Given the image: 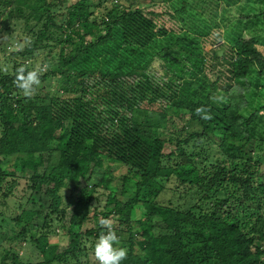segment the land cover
Listing matches in <instances>:
<instances>
[{
	"label": "trees",
	"instance_id": "16d2710c",
	"mask_svg": "<svg viewBox=\"0 0 264 264\" xmlns=\"http://www.w3.org/2000/svg\"><path fill=\"white\" fill-rule=\"evenodd\" d=\"M108 1L0 0V195L14 194L17 171L31 190L15 217L0 212L21 228L2 236L0 264H91L106 231L91 208L100 188L121 264H264V0ZM152 46L174 52L171 78L145 70ZM40 56L29 100L14 76ZM55 136L62 146L45 155ZM172 176L188 192L161 203ZM72 184L75 202L63 204ZM55 220L64 249L50 242ZM19 244L42 260L23 259Z\"/></svg>",
	"mask_w": 264,
	"mask_h": 264
},
{
	"label": "rangeland",
	"instance_id": "374dc122",
	"mask_svg": "<svg viewBox=\"0 0 264 264\" xmlns=\"http://www.w3.org/2000/svg\"><path fill=\"white\" fill-rule=\"evenodd\" d=\"M93 1L96 2L97 0H93ZM154 2H160V0H139L138 4L142 7H144V6L150 5L151 3H154ZM114 3H116V0H109L107 2V5H112ZM95 13H96V15H98V14L100 15L102 13V7H96ZM3 25H4V21H3L2 17L0 16V26L3 27ZM209 38H211V37H209ZM208 39H206V41H205L206 47L208 45V42H207ZM202 40H204L203 37H201V41ZM215 46H217V45H215ZM261 47L264 50V46H261ZM150 49L154 52V56L155 55H157V56H156V59L154 58L153 61L151 62L152 67L148 66V67H146L145 70L150 71L153 74H157L160 76L171 78L172 71L169 69V66L173 65V63H170L169 60H171V57H173L175 55L174 52H172L168 49L161 50L159 46H152V47H150ZM165 53L170 54L171 57H169V56L165 57ZM0 55H1V58L3 59L4 54L2 53L1 48H0ZM42 59L43 58L40 56L34 62V65H36L37 68L40 67V62ZM153 66H155V68ZM118 69L119 70H117V71H130L131 67L129 65H126L122 69H120V68H118ZM48 83H51V80L48 81ZM250 86L248 87V89H245V90H248V92L246 93V95H248L247 99L249 101H252V100L254 101L255 97L252 94L253 88H251L254 86H251V87ZM48 90H49L50 94H53L54 89L51 88V86L48 87ZM245 92L246 91H244V93ZM262 100L264 102V98ZM247 103L251 104L253 102H247ZM168 112L171 114H174L175 116H178V117H181L183 115V121H182L183 123L186 121L185 119H187L189 117V114H187V113L183 114L182 112L180 113V111L175 109V108H170L168 110ZM160 133L165 135L166 130L161 127ZM50 143L54 146L52 148L54 150L51 152H48V151L45 152V155L57 153L55 151L56 148H60L63 144V143H61L60 138H58V136H55L54 138H52ZM259 143H260L259 140H256V144L258 145ZM172 148H174V146H172L169 143V144H167L165 150L167 152H169ZM44 164L47 165L45 161H44ZM9 169L14 170V166L11 165L9 167ZM28 171H30V170H28ZM263 172H264V166H263ZM16 176L18 178L19 183H18V187L15 190L14 194L11 195L10 197H8L7 199H4V197L0 195V202H2L3 200H6V204L3 206H0V212H3V214L6 217H15L17 213L22 211L21 210L23 208L22 203H26V200H27L29 194L31 193V190L28 187L29 181L27 179L30 176V173H22L20 171H17ZM74 190H75V186H73V184L62 189L61 194L63 197V204L75 202L76 193ZM187 192H188V187L185 185H182L176 176H172L170 178V180L167 182L166 187L163 190V192L159 195L158 201L161 203H167L168 201L182 202L183 197L185 196L184 194H186ZM196 193H197V191H192L191 193L187 194V201L189 199H191L192 197L196 196ZM179 195H184V196L181 198V197H179ZM197 196H199V194ZM93 198L94 199H93V204L91 205V208H98V211L100 212L98 217L102 218L103 213H101V212H104L106 210L105 204L107 201V193L103 188H100L99 190H97V192L94 193ZM3 214L0 213V217L3 216ZM111 220L113 221V223H115L114 227H116L117 222H115V220L112 217H111ZM0 223H1L0 239L2 238L4 233H6L8 236H12L16 231L21 230L20 226L16 225L12 219H7L5 221L0 220ZM92 225H93V221L91 220L85 224V228L90 227ZM47 228H48V230L50 229V227H47ZM52 229H54V233L52 232V234H50L51 235L50 242L57 243L60 249H64L69 243V237L66 235V232L61 227V222L58 220H55L54 223H52ZM3 245L5 247H7L9 245V238L6 237V238L0 240V248ZM28 248H30V247L21 246V244L18 245V252L20 253V255L23 259L27 260L28 258H30L32 260V262H37V261L42 260L41 253H39L35 248H32V249L31 248L28 249ZM2 256H3V254H2L1 249H0V260H1ZM83 260H86V259L84 258ZM88 260L91 264H97V262L95 261L94 255H92V254H88Z\"/></svg>",
	"mask_w": 264,
	"mask_h": 264
},
{
	"label": "clouds",
	"instance_id": "9594fccd",
	"mask_svg": "<svg viewBox=\"0 0 264 264\" xmlns=\"http://www.w3.org/2000/svg\"><path fill=\"white\" fill-rule=\"evenodd\" d=\"M43 72L42 68H34L29 70L25 66H20L16 69L14 76V83L20 90L21 94L27 98L32 99L37 93L38 87L41 83L40 76ZM196 114L204 120L211 119V113L203 106L195 110ZM264 113V111H263ZM2 127H0L1 136ZM100 227L106 229L101 232L93 247V254L97 264H121L127 259V249L121 244L120 237L114 230V224L111 218H100Z\"/></svg>",
	"mask_w": 264,
	"mask_h": 264
}]
</instances>
